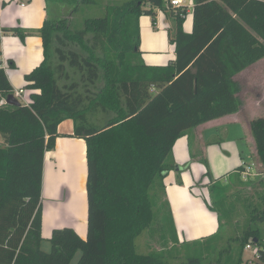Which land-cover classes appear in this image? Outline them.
Here are the masks:
<instances>
[{"label": "trees", "instance_id": "16d2710c", "mask_svg": "<svg viewBox=\"0 0 264 264\" xmlns=\"http://www.w3.org/2000/svg\"><path fill=\"white\" fill-rule=\"evenodd\" d=\"M45 1L48 15L39 30L0 28V40L2 32L21 40L36 35L44 49L41 65L25 75L29 103L0 106V264H74L78 252L75 264H171L173 258L179 264H243L250 243L260 249L264 264V238L252 225L264 222V191L255 188L256 202L238 190L226 205L234 179L241 182L245 168L223 183L202 159L207 168L203 178L211 179L205 204L218 215L219 228L195 242L178 243L164 185L177 167L172 155L180 138L242 109L235 78L264 59V0H193L192 33L184 30L187 10L173 8L170 0L109 4L103 16L85 18L81 29L72 27L69 16L51 18L49 4L72 7L71 14H77L82 7L100 6L101 0ZM157 10L174 22L169 39L176 59L147 66L141 59L140 18L149 16L156 26ZM9 66L15 68L13 61ZM10 95L14 88L0 67V99ZM100 113L107 117L104 125L93 122ZM66 120L74 122L71 137L83 139L87 148V236L81 238L70 227L55 229L46 252L44 161L56 148L58 127ZM250 127L264 173V117ZM159 192L174 246L140 254L136 240L142 233L149 230L155 238L167 227L165 215L155 218ZM238 204L247 217L244 228L239 236L225 239L223 220L233 223ZM164 242L168 246L163 235Z\"/></svg>", "mask_w": 264, "mask_h": 264}, {"label": "crops", "instance_id": "0c3cea01", "mask_svg": "<svg viewBox=\"0 0 264 264\" xmlns=\"http://www.w3.org/2000/svg\"><path fill=\"white\" fill-rule=\"evenodd\" d=\"M182 2L183 9L188 12L184 30L192 33L195 5L193 0ZM47 11L45 0H0V28L3 31L15 28L39 30L47 19ZM170 30H174V22L162 11L157 10L156 26L151 17L140 18V50L144 64L165 66L176 59L175 46L169 39ZM43 51L42 39L36 35L21 40L2 32L0 67L5 70L14 92L25 88V75L41 65ZM9 61H13L15 68L9 66ZM235 80L241 87L242 109L188 131L174 146L172 158L181 169L170 171L164 185L179 244L202 240L218 232V215L205 204L208 199L204 196L209 189L203 178L207 168L202 159L208 161L213 178L225 182L239 168L258 166L261 169L250 123L264 117V59L237 75ZM0 103L4 104L3 99ZM233 125L240 127L244 134L230 138L225 134L228 132H222ZM74 129L72 120L61 123L58 127L61 137L56 141V148L45 155L42 195L43 238L46 242L53 230L65 227L73 228L83 239L87 236V148L83 139L71 137ZM212 131L223 135L212 136ZM83 150L85 162L79 157ZM80 167H85L86 174L85 185L79 186ZM198 185L201 187L197 188ZM84 203L85 208L81 211L79 207Z\"/></svg>", "mask_w": 264, "mask_h": 264}, {"label": "rangeland", "instance_id": "374dc122", "mask_svg": "<svg viewBox=\"0 0 264 264\" xmlns=\"http://www.w3.org/2000/svg\"><path fill=\"white\" fill-rule=\"evenodd\" d=\"M127 1H129V0H101L100 6L95 5V6L85 7V8L82 7V9L77 14H71L72 9H73L72 7L64 6L61 9V7H59L57 3L52 1L49 4V14H50V17L53 19H55V18L57 19L59 16H64V17L69 16V17H71V20H72V25H73L72 27L81 29L83 27V21L85 18L103 16L104 9L107 5H109V4H111V5L112 4H122V3H125ZM75 79H77V77H75ZM100 86H101V84H100ZM26 92L28 95V91H26ZM27 95H25V96L27 97ZM3 103H4V100H3ZM1 105H2V103H0V106ZM253 113H258V112H253ZM106 121H107V117H105L101 113L93 118V122L97 123L99 125H104L106 123ZM218 132L219 131H212L211 135L212 136L223 135L220 132L219 133ZM222 132L223 133L228 132L225 134L228 135L230 138H235V137H238L239 135L244 134V132L242 131V129L240 127H236L234 125L230 126L229 128H227V127L224 128L222 130ZM228 142H232V141H228ZM257 167L258 166H249L248 168L244 169V170L248 171V175L245 176L243 173L241 174L240 180L242 183L239 181V179L237 181H236V179H234L235 183L232 186L233 189L229 191V199L226 201L227 202L226 205H228L229 202L232 200V198H233L232 194L234 192H237L238 190H242L244 198H248V196H252V198H254V200L256 202H258L257 194H254V192H255V188H258L259 192L264 191V173L261 171L260 168L258 169ZM209 170H210V168H209ZM261 173H263V174L261 175ZM219 177H220V175H219ZM205 179H206L207 183H210V181H211L210 177H204V180ZM260 180L262 181L261 186H255L254 187V186H250V185H247V186L243 185V183L246 184L249 181H252L254 184L259 185ZM221 182L225 183V181H221ZM200 187H201V185L197 186V188H200ZM204 197H205V199L210 200L209 190L206 191V194ZM159 198H160L159 199L160 201L159 200L158 201L161 205L159 204L158 207L157 206L155 207V218L162 220L163 215H165L166 219H164L163 222L166 223L167 227L159 230L158 237H155V238H152L151 234L149 233V230H146L145 232H143L142 235L136 240L137 251L140 254H148V253L155 251V250H161L162 248H165V249H168L170 247L172 248V244H173V241H172L173 238H172V232H171L172 225H171L170 221L166 222V220H168V216H167L166 206L164 203L165 198L163 197L162 192H159ZM222 206L216 205V207L218 209H222ZM224 207L226 208L225 205H224ZM246 218L247 217H246V214H245L244 209H243V204H238L236 214L232 219L233 223L228 224L226 222V220H223V224H225L224 231H223L225 239H228L229 237L239 236L242 233V230L244 228ZM157 222H158V220H157ZM252 225L255 227H259L261 229V235L264 238V222L261 223L260 221H257L255 223H253ZM163 235L165 236V239L169 243V244H167L168 246H163L166 244L165 242L162 245L160 243L161 237ZM50 247L51 246H50L49 241L46 242L44 240L42 243V249L46 252H49ZM220 248H222V247H220ZM171 254L174 256L176 254V252L174 250H171ZM80 257H81V252H78L76 254L74 260H73L74 264L77 263V261L79 260ZM216 258H217V256H216ZM243 259H244L243 264H250L249 263L250 260L255 259V258H254L252 251L245 250ZM179 262H180V260H175L174 258L171 260V264H179Z\"/></svg>", "mask_w": 264, "mask_h": 264}, {"label": "built area", "instance_id": "2783aa9c", "mask_svg": "<svg viewBox=\"0 0 264 264\" xmlns=\"http://www.w3.org/2000/svg\"><path fill=\"white\" fill-rule=\"evenodd\" d=\"M170 4L175 9H183V7H182V4H183L182 0H170ZM185 19H186V17H185ZM25 95H27L26 90L21 89V90L15 92V95L14 96L19 101H21L22 103L28 104L29 103V94L27 95V97ZM5 103H6V101L4 100V104ZM243 174L245 176L248 175V171L245 170V172H243ZM245 250L252 251V253L254 255V258L255 259H251L250 262H249L250 264H256L258 262L260 263V260H261V252H260V249L256 245L250 243V244H248L245 247Z\"/></svg>", "mask_w": 264, "mask_h": 264}, {"label": "bare ground", "instance_id": "6f19581e", "mask_svg": "<svg viewBox=\"0 0 264 264\" xmlns=\"http://www.w3.org/2000/svg\"><path fill=\"white\" fill-rule=\"evenodd\" d=\"M82 150V149H81ZM65 155V154H64ZM82 157V161L85 162V158H84V150L81 151V154H79V157ZM86 163H87V160H86ZM85 174H86V171H85V167H80L79 171H78V176H79V186L80 184L81 185H85ZM82 208H85V203L84 205H81L79 207V209L82 211Z\"/></svg>", "mask_w": 264, "mask_h": 264}, {"label": "water", "instance_id": "95a60500", "mask_svg": "<svg viewBox=\"0 0 264 264\" xmlns=\"http://www.w3.org/2000/svg\"><path fill=\"white\" fill-rule=\"evenodd\" d=\"M195 84H196V89H197V81ZM6 104L11 105V106H18L20 105V101L14 95H10L6 99ZM176 169L180 170L181 168L177 166Z\"/></svg>", "mask_w": 264, "mask_h": 264}]
</instances>
